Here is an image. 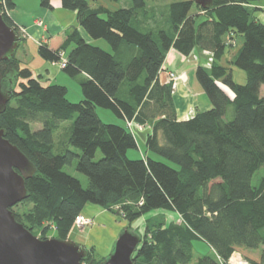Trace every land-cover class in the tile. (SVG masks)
<instances>
[{"label":"trees","instance_id":"obj_1","mask_svg":"<svg viewBox=\"0 0 264 264\" xmlns=\"http://www.w3.org/2000/svg\"><path fill=\"white\" fill-rule=\"evenodd\" d=\"M258 1L212 0L202 8L193 0H173L166 8L168 30L158 17L144 14L146 0L117 9L60 0L62 8L75 11L87 36L103 39L110 51L86 40L75 26L58 44L57 38L38 43V55L53 63L73 45L61 69L71 77L84 75L78 101L67 99L63 84H43L20 65L16 52L0 61V82L11 83L0 129L36 168L25 179L28 196L20 202L29 208L14 212L16 220L33 233L41 229L39 238H48L51 230L65 239L86 203L121 213L129 223L155 213L145 220L133 264H189L196 240L208 252L195 264H229L241 250L258 251L246 261L264 264V175L251 183L264 166V22L255 15ZM15 3L0 0V10L18 32L8 15ZM39 3L52 8L51 0ZM237 36L242 44L230 62L244 72L243 84L233 80L230 65L220 63ZM195 47L212 55L209 66L194 70L211 106L179 120L173 81L159 74L169 49L188 55ZM97 107L111 110L124 124L104 122ZM66 121L71 124L62 125ZM35 123L40 127L34 129ZM127 123L151 127L145 152L136 158L127 155L137 148ZM75 158L85 187L63 170ZM85 249L80 264L105 258L97 260L93 247Z\"/></svg>","mask_w":264,"mask_h":264},{"label":"water","instance_id":"obj_2","mask_svg":"<svg viewBox=\"0 0 264 264\" xmlns=\"http://www.w3.org/2000/svg\"><path fill=\"white\" fill-rule=\"evenodd\" d=\"M202 8L212 0H193ZM19 46V35L9 26L0 10V61L11 58ZM11 90L10 80L0 82V113ZM36 171L33 163L0 129V264H80L86 249L57 237L39 238L15 218L11 209L28 196L25 179ZM141 236L130 228L119 232L109 254L99 264H133V253Z\"/></svg>","mask_w":264,"mask_h":264},{"label":"crops","instance_id":"obj_3","mask_svg":"<svg viewBox=\"0 0 264 264\" xmlns=\"http://www.w3.org/2000/svg\"><path fill=\"white\" fill-rule=\"evenodd\" d=\"M30 5H33L31 9L33 10V12L30 13L31 15L29 14L27 17H23L19 13V11L22 10L24 11V9L22 8L24 7L29 8ZM51 5L52 8H44L40 5L39 0H16L14 8L11 9V11H9L8 13V15L13 20V22L18 26L22 27L26 33V38L24 39L25 41H23L22 46L19 48L20 56L17 55V50L15 55H17L16 57L19 60L20 65L28 67L31 70L33 76H37L43 84L52 83V80H56L57 71L62 69L58 66V63L49 62L41 58H36L35 56H32V59H35L36 63L34 66L31 65V63L28 60H26L24 57L26 56V52L28 48L27 41H31L34 44L38 45V43L40 42H51V40L57 38L55 39V41L57 40L56 44H58L60 40H62L68 28H70L71 26H75L78 28L79 32L86 40H88L92 44H98L97 43L98 39L96 40L90 39L85 33V31L79 26L75 11L62 8L60 0H51ZM256 6L259 8V10L255 13V15L260 21L264 22V0L262 3L257 2ZM17 7H20L21 10L17 11L18 9ZM34 13L38 15H35ZM26 28H29V32L26 31ZM241 44L242 41L238 42V40H235V44L233 45V47L237 48L236 52L241 46ZM72 47L73 45L71 44L68 47V49L63 52L65 58L68 50L71 49ZM102 48L104 49L105 47ZM104 50L107 49L105 48ZM194 54L197 55V57L198 56L199 57L197 58V60H195L192 71L187 75H185L183 79L177 80L176 85L173 86V93H172L173 102L176 110V117L179 120L187 119L196 111H204L209 109L211 106L208 98L206 97L201 86L196 81L194 75V70L197 65L199 64L205 65L206 57L203 54V50L197 47H195L189 55H194ZM186 59H188V55H183L173 48L169 49V51L166 54L165 60L161 66V71L159 74L160 79L164 81H168L169 79L167 80L166 76L170 70L176 71V69H178L179 71H181L182 68H186L188 62ZM222 64L226 65L225 63ZM52 70L55 71V74L52 73ZM83 76H84L83 74H80V77ZM147 126H148L147 128H149L150 130L151 128L150 125L147 124ZM139 131H143V130H139ZM133 135H134V131H133ZM141 145H143L145 149V144L141 143ZM144 152L145 150L142 151L140 154H143ZM136 157L138 156L132 158H136ZM81 213L93 219V223L89 226L87 230V237L84 239V246L85 247L96 246L95 243L98 242L99 240L95 235V233L101 231H106V232L110 231L107 241L109 242V244L112 245L117 237V234H119L120 232L117 231L116 233L114 231L115 223L113 221H116L114 214L109 213L107 210H105V208H98L96 206H93L91 203H86ZM111 249L112 247L107 246V249H103V250L104 253L108 254L109 251H111ZM207 252L208 250L206 248L205 253ZM201 254L197 255V257L200 256Z\"/></svg>","mask_w":264,"mask_h":264},{"label":"rangeland","instance_id":"obj_4","mask_svg":"<svg viewBox=\"0 0 264 264\" xmlns=\"http://www.w3.org/2000/svg\"><path fill=\"white\" fill-rule=\"evenodd\" d=\"M87 1L90 4H94V5L95 4L105 5L109 9H117V8H121V7H129L132 4L131 0H118V1H113V0H87ZM171 1H173V0H146L147 12L144 13V14H148V15H151V16L155 15L156 17H158V19L160 21V26L163 25L165 27V29L169 30L168 11H166V8H167L168 3L171 2ZM258 2L262 3L263 0H259ZM32 7H33V5H30L29 8L28 7L22 8L21 7L22 9H24V11L23 10L19 11L21 9H20V7H17L18 8L17 11H19V13L23 17H27L31 12H33V10H31ZM9 11H11V10H9ZM35 15H38V14H35ZM143 15H142V13L140 14V16L142 17L141 20L145 19V17H143ZM148 15H145V16H148ZM200 18H203V16H201ZM134 26L138 27L141 31H146L145 28H143L140 25L138 26L136 23H134ZM18 28H19V31L17 32V34L19 35V33H20L22 41H21V45L19 47H17L18 49H16L17 50V55L20 54L19 48L22 46V43H23V41H25L24 39L26 38V33H25L24 29L22 27H19V26H18ZM26 31L29 32V28H26ZM236 40H238V42H240V41H242V37L241 36H237ZM97 43L98 44H94V45H97V46H99L101 48L105 47L108 51L110 50V46L103 39H98ZM234 44H235V42H234ZM27 47L28 48H27L26 56H24V57H25L26 60H28L31 63V65L34 66L36 62H35V59H32V56H35L36 58H41L37 54V50H36L37 45L34 44L31 41H27ZM236 49L237 48H235L233 46L226 45L225 46V53L223 55L224 58L222 57V59L220 60V63L221 64L225 63L226 65H230L231 68H232L231 72H232L233 80L236 83L243 84V83H245V74H244V72L230 62L234 58V53L236 52ZM203 54L206 57L205 58V65H204V66H206V63L209 61V55H207L205 52H203ZM198 57L195 54L194 55H189L188 54V59H186L188 61L186 68H182L181 71L176 69V71L175 70H170L168 72V73H172V75L174 76V77H172L170 79L171 81H173V86L176 85L177 80L183 79L185 75H187L188 73H190L192 71V69L194 67V62H195V60H197ZM227 57H230V58H227ZM62 59H65L63 53H62ZM226 59H228V60H226ZM58 66L61 68L60 64H58ZM50 72H51V70H50ZM52 73L55 74V71L52 70ZM80 80H81L80 75L75 76V77H71V76L67 75L64 71L58 70L57 71V78H56V80H52V83H58V84L65 85L67 87V94H66L67 99L70 100V101H78V100L82 99L80 83H79ZM260 95L264 96V84H262L261 87H260ZM96 111H97L99 117L104 122L124 124L123 120H121L118 117H116L114 115V113L111 110H109V109L102 108V107H97ZM66 124L68 126L71 123H70V121H66L62 125H66ZM31 126L34 129H36V128L40 127V124L35 123V124H32ZM147 127L148 126L143 125V124H139V123H134V126H132V128H131L132 132L134 131L135 138L137 139V148L129 149L128 152H127L128 157L139 156L140 153L145 150L144 146L141 145V143L145 144L146 135L150 131L149 128H147ZM139 130H143V131H139ZM75 150L78 151L77 149H75ZM100 155H101L100 151H97L95 157L99 158ZM75 165H76V158L73 160V162L71 164L65 165L63 170L65 172H67L68 174L78 178L80 180L82 186L85 187L86 184H87V178L85 177L84 174H82V173H80V172H78L76 170ZM263 175H264V166H261L253 174V176L251 178V183L253 185H257L260 177H262ZM92 205L96 206L98 208H103V207H101L99 205H96V204H92ZM28 208H29V204H26V203L24 204V203H20L19 202V203L15 204L12 207V210L14 212H21V211H24V210H26ZM114 209H116V208H114ZM105 210H107V209H105ZM107 211L109 213L114 214V216L116 218V221H113L115 223L114 231L116 233H117V231H122L125 228H130L134 232H136L138 234H142L143 230H144L143 227H144L145 220L147 219V217H150L151 215L155 214V213L147 214V215H145L143 217H140L137 220L129 223V221H127V220H125L123 218V214L120 213L119 215H117V214L113 213L110 210H107ZM163 212H165V211L163 210ZM166 212H169V211L166 210ZM158 216H160V215H155L153 217H158ZM87 217H89V216H87ZM92 223H93V219L91 218V222L89 224L85 225V227H83L82 229H78L74 225L73 229H71V231L68 233L67 239L75 242L76 244H79L80 246L85 247L84 246V239L87 237V230H88L89 226ZM45 224H43V225H45ZM50 227H51V229L55 228L54 225H51ZM109 233H110V231H108V232L101 231V232L95 233V235L97 236V238L99 240L98 242L95 243L96 246L93 247L94 248V255L97 258V260L100 259L101 257H106L109 254V253L108 254L104 253V250H103V249H107V246L108 247H112V245H113V244L112 245L109 244V242L107 241V238L109 237ZM33 234L36 235L37 237L43 236V232H42L41 229H34V233ZM53 235H54V233L51 230L47 233V237L48 238L49 237H53ZM85 248H89V247H85ZM206 248L207 247H206V245L203 242L197 241V240L194 241L193 242V258H192V260H191V262L189 264H194L197 255H199L201 253L202 254L205 253L206 252ZM245 252H247V251L241 250L242 254L239 253V256H240L242 261L246 262V264H250L248 261H246L247 258L249 259L251 257V255L257 256L258 253H259L258 251H250V250H248V255H246ZM234 261L235 260H232V261L230 260L229 264H232V262H233V264H238V263H234ZM239 264H241V263L239 262Z\"/></svg>","mask_w":264,"mask_h":264},{"label":"built area","instance_id":"obj_5","mask_svg":"<svg viewBox=\"0 0 264 264\" xmlns=\"http://www.w3.org/2000/svg\"><path fill=\"white\" fill-rule=\"evenodd\" d=\"M207 55H209V61L206 63V66H209L210 65V62H211V60H212V55L209 53V52H207V51H204ZM58 64H60L61 65V68L62 67H64L65 66V59H62ZM168 75H169V79H171L172 77H174L173 75H172V73H168ZM132 125L134 126V124H131V123H127V128L128 129H130V131L132 132ZM91 222V218H89V217H87V216H85L84 214H82V213H80V214H78L76 217H75V219H74V225H75V227H77L78 229H82L83 227H85V225H87V224H89ZM239 257V259L241 260V258H240V256H239V253L238 252H234L233 254H232V256L229 258V261L232 259V258H234V257ZM232 261V260H231ZM246 264V262L245 261H242L241 260V264ZM232 264H233V262H232Z\"/></svg>","mask_w":264,"mask_h":264},{"label":"bare ground","instance_id":"obj_6","mask_svg":"<svg viewBox=\"0 0 264 264\" xmlns=\"http://www.w3.org/2000/svg\"><path fill=\"white\" fill-rule=\"evenodd\" d=\"M231 260H235L234 261V263H238L239 264V262L241 263V260L239 259V257L237 256V257H234V258H232Z\"/></svg>","mask_w":264,"mask_h":264}]
</instances>
